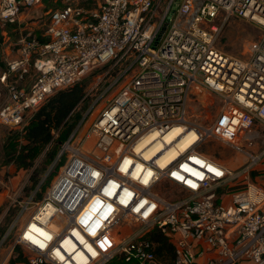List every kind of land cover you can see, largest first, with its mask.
Wrapping results in <instances>:
<instances>
[{
    "label": "built area",
    "instance_id": "2783aa9c",
    "mask_svg": "<svg viewBox=\"0 0 264 264\" xmlns=\"http://www.w3.org/2000/svg\"><path fill=\"white\" fill-rule=\"evenodd\" d=\"M42 1L0 0V31ZM231 17L260 31L244 58L218 46ZM4 64L0 125L19 132L94 66L117 68L111 84L125 83L86 134L77 136L80 122L63 142L60 173L0 264H11L14 246L24 264H157L154 229L173 264H264V187L248 178L264 163V147L249 150L254 122L264 126V0H65L41 32H20ZM206 93L220 102L210 124L206 111H189L209 105ZM220 143L247 162L226 169L209 155ZM165 182L179 194H162Z\"/></svg>",
    "mask_w": 264,
    "mask_h": 264
},
{
    "label": "rangeland",
    "instance_id": "374dc122",
    "mask_svg": "<svg viewBox=\"0 0 264 264\" xmlns=\"http://www.w3.org/2000/svg\"><path fill=\"white\" fill-rule=\"evenodd\" d=\"M64 3L65 0H43L41 5H36L29 9H23V14L20 16L21 20L19 26H16V28L7 26L3 29L0 33V72L5 69V53L9 52L10 48L13 47L20 32L23 29L34 31L36 33L41 32L47 22V12L49 9L54 8L55 6H60ZM216 22L218 23V20H216ZM167 26L168 23L165 22L154 42V47L160 42ZM259 34L260 31L251 23H248L239 17H231L223 27V31L219 37L218 46L230 55L244 58L247 54L249 43L257 39ZM117 73V68L109 69V65L104 64L94 66L80 80L81 84L84 85L86 100L82 102L78 108L81 111L82 116L77 123L78 125L81 122L77 130V136H83L86 134L91 122L95 119L97 114L107 105L108 100L111 99L117 90L125 83L124 76L121 77L117 83L111 84V81ZM5 95V88L0 83V106ZM204 101L205 103H209V105L203 106L197 102H191L189 111H192L194 114H199L200 111L202 113L203 111H206V121L210 124L217 117L220 102L216 97L209 93L204 95ZM253 128H256L258 136L253 145L249 147V150L257 153L264 147V126L255 121ZM13 132L15 131L9 130L0 125V258L8 254L10 248L13 246V237L15 235L16 227L28 218L36 206L35 202L42 198L45 192L53 184L56 175L60 173L61 169H58V163L62 161L64 162L67 159V153L65 152L60 158H57V154L49 164L44 163L45 165H43L45 155L42 154L36 159L33 167L29 169L17 168L15 164L7 163L3 155L5 138ZM220 145L221 146L217 147V150L215 149V154L209 153V155L214 158H219L221 156L229 158L231 154H237L243 157L244 160L241 162L240 166H243L247 162V159L242 152L232 150L221 143ZM212 148V146H209V149L212 150ZM35 168L44 171L39 173V181L37 184L33 185L30 178L35 173ZM248 178L250 181L264 187V163L259 165L257 169L251 170L248 173ZM162 187L164 189L162 188L161 192L165 196H170L169 193L177 195L180 191L178 187L167 182H165ZM30 199H33L34 203L27 206L26 203ZM17 247V251L16 246L13 247L9 256L10 259L15 257L18 252L26 257L27 253L25 250L20 246ZM157 264L159 263L157 262Z\"/></svg>",
    "mask_w": 264,
    "mask_h": 264
},
{
    "label": "trees",
    "instance_id": "16d2710c",
    "mask_svg": "<svg viewBox=\"0 0 264 264\" xmlns=\"http://www.w3.org/2000/svg\"><path fill=\"white\" fill-rule=\"evenodd\" d=\"M85 95L81 82L49 95L36 111L27 116L21 132L14 130L5 138L3 155L6 162L15 164L17 168L29 169L44 154L43 165L49 164L81 119L82 114L78 108L86 100ZM63 163H58V169ZM43 171L34 169L35 173L30 178L33 185L38 183V175ZM147 237L157 243L158 263L173 264V247L167 239L155 229ZM17 249L16 246V251ZM25 261L26 258L20 252L10 259L11 264H24ZM110 264L130 263L114 259Z\"/></svg>",
    "mask_w": 264,
    "mask_h": 264
},
{
    "label": "crops",
    "instance_id": "0c3cea01",
    "mask_svg": "<svg viewBox=\"0 0 264 264\" xmlns=\"http://www.w3.org/2000/svg\"><path fill=\"white\" fill-rule=\"evenodd\" d=\"M216 159L228 170L236 169L237 167H239L241 165V162L244 161L243 157H241L240 155H237V154H231V156L229 158L221 156V157L216 158Z\"/></svg>",
    "mask_w": 264,
    "mask_h": 264
},
{
    "label": "bare ground",
    "instance_id": "6f19581e",
    "mask_svg": "<svg viewBox=\"0 0 264 264\" xmlns=\"http://www.w3.org/2000/svg\"><path fill=\"white\" fill-rule=\"evenodd\" d=\"M60 188H61V186H58V187H56V188H55V190H54V191H55V193H56V192H58V190H59ZM52 228H54V229H55V227H52Z\"/></svg>",
    "mask_w": 264,
    "mask_h": 264
},
{
    "label": "water",
    "instance_id": "95a60500",
    "mask_svg": "<svg viewBox=\"0 0 264 264\" xmlns=\"http://www.w3.org/2000/svg\"><path fill=\"white\" fill-rule=\"evenodd\" d=\"M176 4H177V3L174 4V6H173V10L175 9ZM96 62H97V61L95 60L94 63H96Z\"/></svg>",
    "mask_w": 264,
    "mask_h": 264
}]
</instances>
